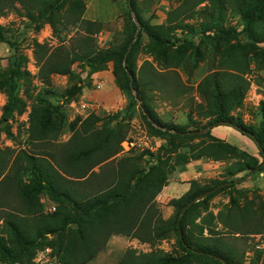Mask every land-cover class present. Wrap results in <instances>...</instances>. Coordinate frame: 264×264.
I'll return each mask as SVG.
<instances>
[{
    "label": "trees",
    "instance_id": "1",
    "mask_svg": "<svg viewBox=\"0 0 264 264\" xmlns=\"http://www.w3.org/2000/svg\"><path fill=\"white\" fill-rule=\"evenodd\" d=\"M205 1V5L195 8ZM12 7H16L21 16L28 17L34 24L32 30L38 32L42 25L48 24L56 36V46L36 42L35 59L37 76L44 86L51 85L54 74L69 75L75 80L63 89V103L81 92L82 73L89 76L105 69L109 62H112L116 86L128 98L122 111L76 116L67 122L64 130V113L46 98L54 95L53 91L42 90L37 94L30 107L27 127V142L33 150L20 149L14 162L19 168L13 172L16 166L0 180L3 193L0 201L8 196L17 201L16 206H8L11 212L0 214V264H35L33 258L37 249L45 245L52 248L51 255L61 264H85L114 234L136 238L152 246L147 252L125 251L118 264H243L246 251L239 253L224 236L262 232L260 206L252 201L240 204L231 196L229 203L215 214L208 201L214 194L244 180L250 171L264 170V99L258 106L257 127L245 124L239 116L228 115L225 110V101L236 95L242 85H248L244 73L251 62L239 48L221 50L219 63L229 70L207 74L199 82L197 91L207 103V115L212 117L208 125L225 123L246 135L257 146L260 161L239 147L212 136L211 130L194 133L192 131L200 128L187 129L165 122L151 104V92L161 91L166 85L165 74L157 66L160 61L166 65V47L182 45L174 34L177 30L192 28L187 18L204 13L209 18L203 20L202 31L219 41L227 35L222 24L230 10L239 16L242 30L252 38V44H264V37L258 39L251 34L252 29L264 21V0H183L166 12L161 24H153L142 17L138 0H127L121 14L122 30L119 35H113L106 46L96 41L97 35L104 31L103 22L83 17L86 8L83 0H0V15ZM3 32L4 26L0 25V41H5ZM72 32L74 34L67 38ZM141 32L161 49L159 58L152 62L144 59L138 65L136 45ZM182 41L191 43L186 37ZM261 60L264 62L263 58ZM74 64L80 68L77 73L73 71ZM173 73L178 75L179 72L174 70ZM25 75L14 58L6 76L0 77V90L5 89L7 93L0 123L19 108V80ZM138 102L147 132L162 138L164 143L158 152L143 149L117 157ZM63 103L58 104L59 107ZM55 116L58 117L57 125L53 121ZM66 130L70 132L68 139L59 141L58 137ZM203 135L209 136L208 139L193 141ZM50 145L54 146L52 150ZM180 146L188 150H179ZM9 154L8 149L0 148V177L5 171L2 163ZM115 155L116 162H111L108 173L99 179L102 168L109 165ZM202 158H233L224 172H243V175L230 180L214 178L204 183L190 180L187 191L169 200L173 213L163 218L155 198L168 177L177 166ZM25 174L30 175L28 182L22 181ZM93 183L101 186L94 187ZM43 193L52 200L50 203H56L51 213L42 210L40 195ZM199 195L202 197L193 202ZM172 236L177 244L175 251L155 247ZM263 254L262 250H254L251 263L258 264ZM259 264H264V260Z\"/></svg>",
    "mask_w": 264,
    "mask_h": 264
},
{
    "label": "rangeland",
    "instance_id": "2",
    "mask_svg": "<svg viewBox=\"0 0 264 264\" xmlns=\"http://www.w3.org/2000/svg\"><path fill=\"white\" fill-rule=\"evenodd\" d=\"M127 0H83L86 6L84 13L85 19L89 17H100L101 22L104 24V31L99 33L96 37V41L100 46H106L113 35H119L122 30V16L121 14L126 9ZM183 0H138L141 7V15L145 19H150L153 24L164 23L166 18V12L170 9L177 7ZM206 4V1L199 6ZM19 7V4H15ZM21 11H24L20 8ZM201 14H195V17L187 18L186 21L191 24V29L177 30L174 36L180 40V47L169 46L167 48V57L165 60L160 61L157 69L160 72H164L166 85L161 91L153 90L151 92V104L160 118L165 122L174 123L183 126L187 129H194L199 127L200 129L206 128L211 116L207 115V103L201 98L197 91L199 82L209 73L218 70H229L227 67H223L219 63V55L221 50L230 51L233 48H239L242 50L250 61L248 71L244 73V76L248 80V85H242L237 94L230 97L225 101V110L228 115L239 116L243 122L247 125L257 127L259 124L260 116L258 114V106L262 99H264V44L253 45L250 41L248 33L242 30V23L238 15H234L230 10H227L226 18L223 21L224 28L227 29V35L222 40H214L211 38V34L202 31V23L204 19H208ZM21 16L16 11V7H12L7 12L0 15V25L4 26L3 36L5 41H0V77H5L8 73V69L11 65V60L16 58L20 63V69L26 72L25 77L19 80V97L21 104L17 110H15L10 118L7 120L3 127H0V148L8 149L10 154L3 161L2 165L5 166V171L1 175L0 180L7 172H12L14 168L19 167L14 165L15 155L20 149L33 150L30 144L27 142V127H28V115L31 104L34 102L37 94L42 90H52L54 95H47L49 102L53 106H58V111L64 113L65 125L63 129H67L68 111L65 110L64 105L59 107L61 94L65 85L64 79L53 77L51 85L49 87L44 86L37 76L38 65L35 56V44L36 42H47L49 45L56 46L57 38L52 34L49 25L44 24L40 29V36L36 35V31L32 30V22ZM31 30V31H30ZM34 31V32H32ZM74 32L67 35L69 38ZM251 34L258 39L264 37V21H260L259 24L252 29ZM63 36V32H61ZM188 38L191 43H183L182 38ZM136 45L138 61L141 62L144 59H148L150 62L155 58L160 57V47L155 45L150 38L144 33L138 37ZM252 39V38H251ZM66 42V41H65ZM256 52L258 53L256 56ZM156 62V60H155ZM156 64V63H154ZM74 71H80L77 65H73ZM174 70L178 71V75H175ZM237 72V71H235ZM175 84V85H174ZM243 86L246 89L243 90ZM176 89L178 92H176ZM127 104V96L124 94ZM7 100V93L5 89L0 90V117L2 114V106ZM136 109L133 112V116L129 119V131L128 135L135 131V128L142 127L146 131V123L141 116V109L139 102ZM118 110V109H117ZM1 119V118H0ZM55 125L58 124V117L53 119ZM214 124V123H213ZM226 125L220 123L218 125ZM209 126V125H208ZM217 126L213 125L212 127ZM229 126V125H226ZM211 127V128H212ZM69 131H65L58 137L59 141H66ZM243 135V134H242ZM244 136V135H243ZM209 136L203 135L195 138L193 141L207 140ZM160 138V137H157ZM244 138H247L244 136ZM153 139L157 141L156 136ZM154 141V149L151 152H158V148L164 143L156 144ZM123 142V151L119 152L117 157H121L124 154L138 153V149H128ZM247 146V148H246ZM52 150L53 145L49 146ZM249 146L244 145L241 149L247 154ZM36 150V149H34ZM58 148L55 147V152L58 153ZM179 150L186 152L187 147H179ZM161 153L163 151H160ZM250 155V153H249ZM174 156V154H172ZM258 160H261V155H258ZM147 157V156H145ZM111 160V159H110ZM111 162H116V155L112 161H109V165H105L104 169L99 175H106ZM249 175L241 182L235 183L231 189L220 191L210 197L208 204L211 211L215 214L223 209L230 201V197L233 196L238 203L243 204L246 201H252L255 206H260L262 211L260 222L264 226V170H253L248 173ZM243 172H237L231 174L226 172L221 173L216 179L230 180L232 178L240 177ZM29 174L22 175V181L28 182ZM105 186L104 182L100 183ZM73 185V184H72ZM94 187L98 184L93 183ZM92 187V184H91ZM2 186H0V197H2ZM155 198L156 207L160 214L164 215L166 204L158 198ZM42 210L44 206L52 200H50L44 193L40 195ZM54 203V202H53ZM15 204V205H14ZM17 201L14 197L8 196L4 200L0 201V214L6 215L11 212L8 206H16ZM56 206V203H55ZM20 214V213H19ZM2 220L0 219V229L2 228ZM207 231H205L206 233ZM2 234H4L2 232ZM243 234V235H241ZM5 235V234H4ZM225 241L231 244L239 253L244 251H252L256 240H261L264 244V230L260 233H239L235 235L224 236ZM156 248H160L164 251H175L177 248L175 237H169L161 240L155 245ZM152 246L145 242H140L136 238L123 236L119 234L111 235L106 241L102 249L85 264H118L125 251L133 249L136 252L150 251ZM52 248L48 245L41 246L37 249L35 258L33 261L35 264H61L57 257L51 255ZM244 253L243 264H252L251 260L254 255L249 256ZM261 260H264V254L261 256Z\"/></svg>",
    "mask_w": 264,
    "mask_h": 264
},
{
    "label": "crops",
    "instance_id": "3",
    "mask_svg": "<svg viewBox=\"0 0 264 264\" xmlns=\"http://www.w3.org/2000/svg\"><path fill=\"white\" fill-rule=\"evenodd\" d=\"M84 13L83 17L85 18ZM86 19L99 21L103 20L96 16ZM40 33L41 32L39 30L36 35L40 36ZM142 61H138V65H140ZM72 68L74 71V67ZM74 73L77 72L74 71ZM54 76L56 78L64 79V88L75 81L69 75L54 74L52 75V79ZM80 84L82 85V89L78 95L69 99L65 103H63L62 100L60 101V103H63L65 110L68 111L67 114L69 121L73 120L76 116L85 117L90 112H96L100 115L115 113L122 111L126 105V98L124 97V94L114 82V76L112 74V62H109L105 69L94 72L89 76L86 73H82ZM210 130L212 136L235 145L241 149L244 148V145H248V149L250 151L249 153L259 158V151L254 142L246 135L244 136L247 138H244V136L233 127L221 124L212 127ZM69 135L70 132L68 136L65 137V140L68 139ZM156 139L157 141H154H156L157 145L164 142L162 138L156 137ZM233 161V158L221 160L202 158L198 160H190L185 164L177 166L168 177L166 185L162 188L157 197V199L160 198L161 201H164L166 204V206H164L165 214H162V217H170V215L173 213V206L168 204L169 200L179 197L185 191H187L190 180L196 179L204 183L207 180L218 178V176L223 173L226 168L233 163ZM94 170L97 171L98 168L95 167ZM65 177L67 179H72V177L66 175Z\"/></svg>",
    "mask_w": 264,
    "mask_h": 264
},
{
    "label": "built area",
    "instance_id": "4",
    "mask_svg": "<svg viewBox=\"0 0 264 264\" xmlns=\"http://www.w3.org/2000/svg\"><path fill=\"white\" fill-rule=\"evenodd\" d=\"M31 31V30H30ZM34 32V31H32ZM128 149H138V150H143V149H149L153 151L154 149V139L153 136H151L144 128L142 127H137L135 128V131L127 135V137L124 139V141ZM123 151V143H122V150ZM55 210V205L52 203H47L44 206V211L46 213H51ZM258 243L255 244L254 248L252 251H247V255L252 256L254 254V250H262L264 252V244L261 240H256Z\"/></svg>",
    "mask_w": 264,
    "mask_h": 264
},
{
    "label": "water",
    "instance_id": "5",
    "mask_svg": "<svg viewBox=\"0 0 264 264\" xmlns=\"http://www.w3.org/2000/svg\"><path fill=\"white\" fill-rule=\"evenodd\" d=\"M87 68H88V67H87ZM6 122H7V120H3V121L0 123V127H3V126L6 124ZM211 127H212V126H207L206 128L198 129L197 131H192V132H194V133H196V132H197V133H203V132H206V131L210 130ZM201 197H202V195L197 196V197L193 200V202L199 200ZM186 207H187V206H185V207L182 208L181 213L179 214V217H178V218L181 217V215H182V213L184 212V210L186 209Z\"/></svg>",
    "mask_w": 264,
    "mask_h": 264
}]
</instances>
